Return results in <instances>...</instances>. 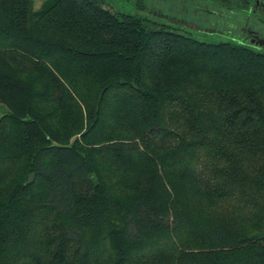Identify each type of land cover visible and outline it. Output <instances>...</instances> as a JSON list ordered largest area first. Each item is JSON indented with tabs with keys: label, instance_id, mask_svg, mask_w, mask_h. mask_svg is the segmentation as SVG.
Masks as SVG:
<instances>
[{
	"label": "trees",
	"instance_id": "obj_1",
	"mask_svg": "<svg viewBox=\"0 0 264 264\" xmlns=\"http://www.w3.org/2000/svg\"><path fill=\"white\" fill-rule=\"evenodd\" d=\"M212 1L264 19V0ZM246 31L0 0V264H264V47Z\"/></svg>",
	"mask_w": 264,
	"mask_h": 264
},
{
	"label": "rangeland",
	"instance_id": "obj_2",
	"mask_svg": "<svg viewBox=\"0 0 264 264\" xmlns=\"http://www.w3.org/2000/svg\"><path fill=\"white\" fill-rule=\"evenodd\" d=\"M48 0H35L41 9ZM113 12L148 17L154 21L179 28L198 40L206 42H238L251 44L250 30H257L264 38V19L252 9L236 14L212 0H100ZM260 22L257 25L254 22ZM246 29V30H243ZM256 47V45H253ZM8 111L0 103V117Z\"/></svg>",
	"mask_w": 264,
	"mask_h": 264
},
{
	"label": "water",
	"instance_id": "obj_3",
	"mask_svg": "<svg viewBox=\"0 0 264 264\" xmlns=\"http://www.w3.org/2000/svg\"><path fill=\"white\" fill-rule=\"evenodd\" d=\"M257 6H260V5H259V2L257 3ZM262 7L264 8V5H262ZM256 39H257V40H256V41L253 40V42H256L257 45H260V46L264 47V38H260L259 36H256ZM34 178H35V174H32V175L30 176L29 181H28L27 184H31V183L34 181Z\"/></svg>",
	"mask_w": 264,
	"mask_h": 264
},
{
	"label": "flooded vegetation",
	"instance_id": "obj_4",
	"mask_svg": "<svg viewBox=\"0 0 264 264\" xmlns=\"http://www.w3.org/2000/svg\"><path fill=\"white\" fill-rule=\"evenodd\" d=\"M254 35V34H253Z\"/></svg>",
	"mask_w": 264,
	"mask_h": 264
}]
</instances>
